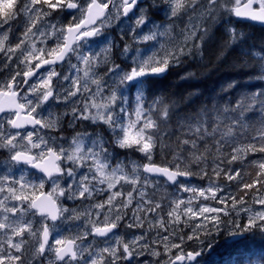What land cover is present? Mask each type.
Returning a JSON list of instances; mask_svg holds the SVG:
<instances>
[{"label": "rangeland", "instance_id": "obj_1", "mask_svg": "<svg viewBox=\"0 0 264 264\" xmlns=\"http://www.w3.org/2000/svg\"><path fill=\"white\" fill-rule=\"evenodd\" d=\"M99 1L107 4V0ZM112 1L113 9L111 14L109 13L110 16L108 15L109 18L102 21V24L99 22L98 25H100L96 26H101L100 34L96 38L98 43L74 50L72 58L69 59V63L64 69H52L47 74L31 81L22 92V104L28 108L31 115L41 118L43 122L45 121L48 131L41 129L14 131L11 129L14 120L13 114L6 115V123L5 120H0L1 156L5 150L4 142H6V163L4 159H0V180H3L0 182V264H4L5 253L6 264L23 262L25 260L23 256L31 251L30 247L27 248L28 241L25 239L24 233L32 238L34 233H41L45 223L34 215L31 210V202L47 187L42 180L31 177L27 170L14 167V164L11 166L13 162L9 159L11 156L9 153H15L18 147L11 148L10 143L19 145L20 141H26L24 144L27 145V151L24 149L20 151L33 154L39 158L49 149H56L65 158L68 157L67 153L71 151L74 155L72 160L78 162L79 166L84 165L83 161L93 162V165L88 166L82 174L70 171L66 178L50 186L53 187L51 194L59 202L69 196L68 191L78 195L89 192V186L93 187V191L91 194L89 192L90 195L86 196L85 199L93 198L95 189L101 188V183L93 185L89 181L98 176L102 181H106L108 166L103 158L90 152L92 141L87 137L77 140L73 138L70 143L61 139L60 146L57 145L59 138L53 135L51 131L58 126L61 115L60 113L55 115L54 107L56 106L54 104H64L67 110H75L70 112L85 114L93 121L103 120L109 123L114 119L118 121L123 120V118L127 119L125 127L128 129H125L124 134H128L130 140L138 141L140 151L145 154L142 156L144 158L147 156L150 158H146L149 162H154L156 149L153 142L155 133H157V126L152 110H156L157 101L147 103L145 96L141 93L133 95L132 101L126 100L124 92L127 89L119 86V83L123 82L121 80L122 71L111 68L112 55L111 49L106 47L108 42L106 36L108 32H113L114 37L110 36V39H114L117 28L120 35L129 33L133 36L132 41L137 46L130 52L133 59L132 63L138 71H169V68L176 64V61H181L192 52L199 55L201 49L200 32L203 31L204 23L209 19L213 8L221 0H165V3L146 0L141 5L140 11L129 17H125L123 14V0ZM225 1L227 3L229 0ZM251 1L255 3L254 9L264 8V0H230V10H237ZM37 2L38 0H27L22 16L17 15L13 18L14 20L17 19L16 22H11L12 18H6V24L3 22L0 24V54L6 53L14 56L15 60L11 64L15 65L14 71L6 78V91L12 82H18L24 78L22 75L30 65L41 61L47 55L55 54L57 46L64 41L67 27L80 23L84 19L88 6L93 3L92 0H46L45 4L38 7ZM68 3H78L79 7L75 11L66 12L67 9L65 10V8ZM37 7L43 10L42 13H36ZM160 16L164 19L158 20L157 18ZM106 28L109 31H106ZM92 41L93 39L89 40V43ZM94 80L96 83L92 82ZM56 81L65 82V85L54 90L52 87ZM114 82H117L116 93L119 95V101L122 102L118 105L117 110H115L114 105L108 102L104 93L105 88L109 90V86ZM23 83L24 81L20 87ZM93 87L99 91L93 90ZM0 88H2V82H0ZM49 91L54 94V97L45 103L44 99ZM128 137L124 140H128ZM190 153L196 155L197 152ZM173 160L176 167L187 168L186 164L189 163L188 160L181 162L176 159ZM200 162L202 161L200 160ZM212 165L214 167L210 169L212 171L210 174L205 176L192 175L197 179L195 182H189L191 178L185 176L189 183L182 181L175 187L166 186L163 181L155 178L145 177L143 180L144 175L139 170L140 203L147 198L146 201H149L151 190L155 194L162 192L160 205H152L149 208L150 211L147 210V220H145L146 213L144 216L139 214L140 223L148 222L153 225L149 229L151 235L149 243L156 248L159 256L162 254L172 256L173 253H181L180 248L184 247V241L179 244L176 243L179 240V231L183 229L176 230L172 226H168L166 219L169 214L177 218L186 215V221L191 226L190 233L192 236L197 235L198 239L202 238V252L209 251L207 257L195 264H207V261L215 259L214 248L219 245L222 246L221 243L226 241V239L221 240V238L223 234H227L229 227L220 226L219 216L220 214H227L229 208L222 207L219 202L225 198L231 186L219 182L218 173L220 172L217 161H214ZM201 168L195 170L200 172ZM67 178L72 180L66 182ZM123 192V189L120 188L114 193L120 197ZM263 192L257 196H251V193L245 192L242 199L246 201L230 211L233 217L243 220L246 217L245 212H248L246 208L251 206L255 208L249 215L251 224L255 226L258 222L263 223ZM101 194L103 197L104 191ZM106 204L103 201L97 209L94 203L90 205L80 204L79 207L65 206L63 221L52 228L56 238L55 245L68 240L78 242L80 260L77 264H104L106 256L104 252L108 253L107 256L111 255L108 249H95L94 242L90 239V235L97 225L117 224V221L120 220L118 217L120 214L119 207L110 209ZM159 207L161 215L157 212ZM96 214L97 217L94 216ZM73 216L77 217L78 224L75 223L76 225L72 224L71 226L68 221ZM137 218L133 224L130 221L129 225L135 226ZM162 231L171 232L170 238L165 236ZM145 234L148 235V231ZM139 235L136 234L132 239L142 249L145 240H142L141 235ZM216 238L217 240H215ZM135 239L137 240L135 241ZM185 239L186 237H183V240ZM198 239H189V241L196 244ZM208 239L213 241V245L206 242ZM230 239L229 237L228 240L230 241ZM142 241L143 244L141 245ZM225 248H227L226 245ZM140 249L137 257L138 254L139 256L142 254ZM133 250L135 251L134 248ZM196 258L193 259L192 263H188L193 264ZM140 264L158 263L143 261Z\"/></svg>", "mask_w": 264, "mask_h": 264}, {"label": "flooded vegetation", "instance_id": "obj_2", "mask_svg": "<svg viewBox=\"0 0 264 264\" xmlns=\"http://www.w3.org/2000/svg\"><path fill=\"white\" fill-rule=\"evenodd\" d=\"M27 0H25L24 3H26ZM146 0H142L141 3L138 5V7L133 11V13L130 15H134L138 13L141 9V5L144 4ZM164 1V0H163ZM92 2H96L99 5L106 7L110 5V10L106 13L105 18L102 21H105L109 18V13L112 12L113 9V1L107 0V4L105 2H101L99 0H92ZM157 3H160V0H156ZM92 3V4H93ZM124 3V0H123ZM164 3V2H163ZM91 5V4H90ZM88 6L84 19L78 23L74 24L73 26L67 27V29L79 26L86 18L87 11L90 7ZM72 7V8H71ZM79 7V4L77 3H68L66 4V12L67 11H75ZM125 4L123 8V14H124ZM264 9V8H262ZM111 14V13H110ZM153 14V13H152ZM57 15V13H56ZM109 15V16H108ZM125 16V15H124ZM126 17V16H125ZM129 17V16H128ZM107 18V19H106ZM158 20H163L164 18L160 16V18H157ZM99 21L100 24H102ZM98 22V23H99ZM97 23V25H98ZM6 24V22H5ZM99 24V25H100ZM97 25L87 29L83 30L79 36L88 34V33H94L93 36L90 39H84L82 43H78L74 46L71 53L66 57V59L60 64V65H53L49 66L40 72H37L34 74L36 69L43 65L44 63L48 62L49 60L54 59L58 53L61 51L62 47L65 43L64 41L60 42V44L57 46V49L55 50L54 55H47L42 58L41 61H38L28 67L24 75H22L21 81L18 82H12L11 86L6 91V78L10 76L12 71H14L15 65H9V60H6V53L1 55L0 54V82H2V88H0V94L3 96V98L6 100V94H11L12 92L14 94L18 93V102L19 105L26 109V112L22 113L23 116H30L35 119L37 125L35 127H26L24 129L15 130L12 125L14 121L16 120L18 113H3V115L0 117V120H5L6 123V115L13 114L14 120L11 124V129L14 131H26L27 129H34V130H47V126H45V121L41 120V118L33 116L29 113L28 108L24 106L21 102V95L23 90H25L26 86L33 80L40 78L44 74H47L52 69H58L62 70L64 69L67 64L69 63V59L72 58L74 50L80 48V47H87L94 43H98V40L96 41V38L100 34L101 26L96 27ZM98 25V26H99ZM96 27V28H94ZM117 28V27H116ZM65 31V37L66 32ZM106 31H109L108 28H106ZM110 36H113V32H108L106 38H108V42L106 44V47H109L111 49V68L119 69L122 71V79L123 82L119 83V86L127 89L126 92H124V97L126 100L132 101L133 95H138L139 93H142L144 91V85L145 83L156 77H162L166 74H168L169 71H153V72H146V71H138L137 67L132 63V54L130 51L134 47L137 46L136 43L132 41V35L129 33L120 35L118 33L117 28V34L115 35L114 39H110ZM114 37V36H113ZM93 41L89 43V40ZM88 43V44H87ZM3 53V52H2ZM128 53V54H127ZM11 58V62H15L14 56H9ZM173 66L170 68H174L180 65V60L175 62ZM17 66V65H16ZM169 68V69H170ZM140 72L147 73L146 76H143L139 81L132 82V76L134 73L138 74ZM154 72H157V75H154ZM32 77H29L27 79V76L31 75ZM125 75V77H124ZM24 81L22 86L20 87V84ZM93 83H96V80L92 81ZM147 84V83H146ZM65 85V82H57L52 87L55 89H60ZM13 88V91H12ZM95 91L97 90L96 87L92 88ZM117 82L112 83V85L109 86V90L105 88L104 93L105 96L108 98V102H110L112 105L115 106V110H117L118 105L122 102L119 101V95L117 92ZM54 97V94L50 91L48 92L47 96L45 97V103H48L52 98ZM54 104V103H52ZM56 107H54L55 115L57 113H60L61 117L58 122V126L54 127L52 129L53 135L57 136L59 138V141L57 142V145L60 146L61 139L66 140L70 143L71 139H79L87 137L92 141V145L90 147V152L93 154H96L98 157L103 158L107 163V178L106 181H102L100 177L92 178L89 182L91 184H98L101 183V188L95 189L94 196L89 197L88 200L85 199L86 196L90 195L93 191V187L89 186V192L82 193V194H73L71 191H68V195L63 200H60V202L56 199L54 195L51 194L52 188L50 187L52 184L56 183L57 181L66 178L70 171L77 172V173H83L84 170L88 166H92L93 162L91 161H83L84 165L79 166V163L72 160L74 159L72 156L73 153L69 151L67 153L68 157H64V155L61 154L60 151L49 149L46 151L40 158L33 155L28 154L24 151H27V145L24 144L26 141H20L19 145H15L14 143H10L11 148L18 147V150L15 153H9L11 156L9 159L13 162L11 166L21 168L22 170H27L29 174H31V177H35L38 180H42L45 183V187H47L41 194H39L36 198L33 199L31 202V210L33 211L34 215L39 218V220H43L45 223L43 225L42 231L34 233L32 235V238L27 235V233H24L25 239H27L28 244L27 248L30 247L31 251L28 252L23 257L25 260L19 264H77L79 263L80 256L77 244L78 242L76 240H68L67 242H63L62 244L55 245L56 238L54 237L53 233V227L56 225L58 226L65 217L64 207L65 206H74L79 207L80 204H93L95 208L97 209L98 206L102 205V202H106L107 207H116L118 206L120 209V214L118 217L120 220L117 221V224H102L97 225L93 232L90 235V239L94 242L95 249H108V251L111 253L110 256H107L108 253L104 252L106 255L104 258V264H140V262L143 261H152L156 262L158 264H189L190 256H196L195 261L193 264L198 262L201 259H204L208 256L209 251H203L201 250V241L202 238L198 239V236H192L190 233H186L185 231V224H186V215L185 217H174L171 214L167 216L166 222L168 226H172L176 230H182L179 231V240L176 241L177 244L181 243V241H184V247L180 248L181 253H173L172 256L169 255H161L157 254L156 248L152 246V244L149 243V237L150 232L149 229L153 227V225L149 224L148 222H141L139 220V214L140 216H144L146 213L145 220L148 219L147 216V210L152 205H160V199L162 192L155 194L152 190L149 193V201L142 200L140 203L139 201V170L144 175L143 180H145V177L148 178H155L158 180H161L164 182L166 186L169 187H175L182 181H186V178L184 176H188L191 178L189 182H195L197 179L194 178L191 174L189 175L188 171L187 173L183 170H176L171 168L170 165L160 166L155 164L154 162H149L146 158H149L145 156L144 158L142 155H145L144 152L140 151V145L138 141H132L129 139L128 134H124L125 129H128V127H125V118L123 120H113L111 122H105L103 120L99 121H93L92 119L88 118L85 114H81L78 112H70L75 111L73 109L67 110V107H64V104L57 105L54 104ZM109 105V103H108ZM69 111V112H68ZM126 137H128V140H124ZM3 140V138H2ZM5 143V150L3 151V155H0V159H4L6 163V142ZM21 149H24V151H20ZM186 154H192L187 153ZM185 154V155H186ZM14 155V156H13ZM19 155L23 156L22 161L16 160V157ZM157 155V151L155 153V156ZM202 154L200 152L196 153V160L195 163H198V168H201V162L199 160V157ZM25 157L26 160L23 162V158ZM28 157V158H27ZM69 159V160H68ZM150 159V158H149ZM177 160L180 162L182 160H185L182 156L177 157ZM198 160V161H197ZM53 161V162H52ZM69 161V162H65ZM140 162V164H139ZM191 163V161H190ZM32 166H38V169H41L45 172H38V170H35L32 168ZM41 166V167H40ZM147 166H156L164 169H168L170 171L175 172L178 174V179L175 184H171L168 180L161 177H153L145 172V168ZM44 167V168H43ZM46 167V168H45ZM47 167L49 169H47ZM53 167V168H52ZM51 168V169H50ZM202 169V168H201ZM54 171V172H53ZM50 176V178H48ZM72 180L71 178H67L66 182ZM0 182H3V180H0ZM188 182V183H189ZM123 189V193L119 197L117 193H114L117 191V189ZM103 189V190H102ZM104 191L105 195L102 197V192ZM117 194V195H116ZM46 195L50 198V201L54 203V208L57 211L56 215H40L38 211H35L33 209V203L40 198L41 196ZM59 199V197H58ZM152 201H154L152 203ZM63 205V206H62ZM160 207L157 209V212L160 214ZM248 212H245V218L241 220L238 218L237 221H235V217H233V214L231 212L229 213V219L231 221L228 223L229 230L232 232L230 234V238L233 239L230 241L227 239L224 243L228 244L225 248V246H217L213 250V254L216 255L215 259L211 261H207V264H264V248L261 247L264 244V222H258L255 226L251 224V218L249 215L251 212L255 209L253 207H247L246 208ZM111 211V210H110ZM150 211V210H149ZM152 211V209H151ZM161 215V214H160ZM97 217V214L94 215ZM117 216V214H116ZM134 216V218H133ZM55 217V218H54ZM137 218V224L135 226L129 225L130 221L133 224L135 222V218ZM57 218V219H56ZM102 221V219H99ZM164 220V218H163ZM68 223L72 226V224L76 225L77 223V217L73 216L69 219ZM78 224V223H77ZM190 226V223H188ZM191 228V226H190ZM110 230V231H109ZM148 231V235L145 234V232ZM161 231V230H160ZM105 232V233H104ZM110 232V233H109ZM164 232V231H162ZM45 233V234H44ZM47 233V234H46ZM141 233V239L145 240V243L143 244V241L141 242L142 249H140V246L135 242H133V237L136 236V234L139 235ZM171 232H164V235L170 238ZM139 235V236H140ZM228 235V234H227ZM45 240L44 241V237ZM183 237H186L185 240H183ZM195 237V238H192ZM228 237V238H229ZM236 237H239L240 239L235 240ZM208 238V237H207ZM189 239H198V243L194 244V242H190ZM137 239H135L136 241ZM217 240V238L215 239ZM44 242H47L44 244ZM134 246H133V244ZM212 244L213 241H210L209 239L206 241ZM218 242V241H215ZM221 243V244H224ZM118 244V245H117ZM6 248V241L4 243ZM110 245V247H108ZM259 245L258 252H251V248L256 247ZM142 251L141 256L137 257V253H139V249ZM147 248H146V247ZM235 246H245L249 250L245 253V262L243 263H236V262H230L231 260L228 259L230 255H232V248ZM135 249V252L133 250ZM24 253V252H23ZM21 255V253H20ZM137 259V262L135 260ZM184 259L182 263L176 262L178 260ZM208 260V259H207ZM4 264H6V253H5V260Z\"/></svg>", "mask_w": 264, "mask_h": 264}, {"label": "trees", "instance_id": "obj_3", "mask_svg": "<svg viewBox=\"0 0 264 264\" xmlns=\"http://www.w3.org/2000/svg\"><path fill=\"white\" fill-rule=\"evenodd\" d=\"M24 2L0 0V24L6 18L16 22L13 18L22 16ZM45 3L38 0L37 5ZM230 8V0L213 8L200 32L199 55L192 52L168 74L148 80L141 93L147 103L157 101L152 110L157 126L154 163L205 176L217 161L219 182L232 186L219 202L229 208L227 214H220V226H228L229 213L246 201L245 192L257 196L264 191V27L241 20L238 9ZM42 11L38 8L36 13ZM186 152L202 154L200 172L195 170L196 156ZM182 156L189 161L187 168L174 163ZM185 231H190L188 222ZM227 234L221 240L232 232ZM248 250L235 246L228 259L243 263Z\"/></svg>", "mask_w": 264, "mask_h": 264}, {"label": "water", "instance_id": "obj_4", "mask_svg": "<svg viewBox=\"0 0 264 264\" xmlns=\"http://www.w3.org/2000/svg\"><path fill=\"white\" fill-rule=\"evenodd\" d=\"M141 1L142 0H124V4H125L124 15L126 17L130 16L133 13V11L138 7V5L141 3ZM110 5H108L107 7H103L96 2L91 4L87 11L85 20L79 26L67 29L64 46L62 47L58 55L54 59L49 60L48 62L38 67L36 71L34 72V74H36L37 72H40L41 70L49 66L60 65L66 59V57L71 53L72 49L74 48L76 44L82 43L84 39H90L94 33L90 32L88 34H84L81 36L79 35L83 30H87L97 25L99 21H102L105 18L106 13L110 10V7H111ZM254 6H255L254 1H251L247 3L246 5H244L243 7L239 8L238 9L239 18L245 22L254 23L259 26L264 27V9H254ZM146 75L147 73L145 72H141L138 74L134 73L131 81L137 82L143 76H146ZM154 75H157V72H154ZM29 77H32V74L27 76V79ZM12 91H13V88H12ZM18 97H19L18 93L14 94L12 92L11 94H6V100H5L3 96L0 94V117L3 115V113H5V111L6 113H9V112L18 113V116L12 125V127L15 130H19V129L21 130V129H24L30 126L35 127L37 123L34 118L30 116L22 115V113L26 112V109L19 105ZM22 157L23 156L19 155L18 157H16V160L22 161ZM24 160H26L25 157L23 158V162ZM37 167L38 166H34V167L32 166V168L35 170H38L39 173L40 172L43 173L45 171L44 169L43 171L41 169H38ZM47 169L49 168L47 167ZM145 172L153 177L165 178L171 184H175L178 179V174H176L175 172L170 171L168 169L156 167V166H147L145 168ZM48 178H50V176ZM53 204L54 203L50 201L49 197H47L46 195H43L33 203V209L35 211H38L40 215H50V216L56 215L57 216V211L55 210ZM237 239H240V238L236 237L235 240ZM44 241H46L45 237H44ZM45 243L47 242H44V244ZM195 257L196 256L194 257L190 256L189 263H192ZM183 261L184 259H181V260H178L177 262L182 263Z\"/></svg>", "mask_w": 264, "mask_h": 264}, {"label": "bare ground", "instance_id": "obj_5", "mask_svg": "<svg viewBox=\"0 0 264 264\" xmlns=\"http://www.w3.org/2000/svg\"><path fill=\"white\" fill-rule=\"evenodd\" d=\"M107 7V6H106ZM141 73V72H140ZM232 187V186H231Z\"/></svg>", "mask_w": 264, "mask_h": 264}]
</instances>
